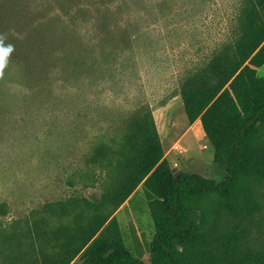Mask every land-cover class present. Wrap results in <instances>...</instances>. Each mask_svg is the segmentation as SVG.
Instances as JSON below:
<instances>
[{
  "label": "rangeland",
  "instance_id": "374dc122",
  "mask_svg": "<svg viewBox=\"0 0 264 264\" xmlns=\"http://www.w3.org/2000/svg\"><path fill=\"white\" fill-rule=\"evenodd\" d=\"M147 1L148 15L139 19V35L130 47L123 48V68L109 71L116 73L114 85L100 81L99 73L89 82L64 83L59 34L44 39H53L56 46L43 74L36 75L37 69L25 70L23 63H9L0 78V206L5 212L0 214V227L22 221L32 206L31 196L45 192L37 186L50 184L55 175L65 176L74 197L98 201L109 176H114L113 167L108 166L111 148L129 130L133 114L143 107L152 115L164 158L174 172L222 180L200 122L187 123L180 84L230 38L243 0ZM145 25L149 27L143 28ZM257 75L264 76V68ZM252 145H264V124ZM246 199L252 214L234 220L226 205L239 207ZM192 205L201 238L178 264H217L219 245L228 233L242 234L239 255L264 249L262 182L240 181L230 202L208 195ZM113 216L124 246L149 264L155 229L140 186ZM85 244L81 241L80 250Z\"/></svg>",
  "mask_w": 264,
  "mask_h": 264
},
{
  "label": "trees",
  "instance_id": "16d2710c",
  "mask_svg": "<svg viewBox=\"0 0 264 264\" xmlns=\"http://www.w3.org/2000/svg\"><path fill=\"white\" fill-rule=\"evenodd\" d=\"M144 3L0 0V33L16 49L9 63H23L25 70L43 74L56 46L53 39H44L59 34L64 83L89 82L99 73L100 81L114 85L116 73L109 71L123 68V48L136 40L142 28L137 27L139 19L148 15ZM234 26L230 38L180 84L187 123L200 122L222 180L174 172L164 158L151 113L141 108L133 114L121 141L111 148L108 166L113 167L114 176H109L100 199L91 203L75 196L87 243L79 255L80 264H146L124 246L113 216L139 186L155 229L149 264H178L201 238L194 200L217 195L230 202L240 181L264 184V145H252L264 124V76L257 75L264 68V0H243ZM249 203L247 199L239 207L228 203L225 209L234 220L250 217ZM4 213L1 205L0 214ZM242 240L241 233H228L219 245L217 264H264V249L239 255ZM0 264H40L27 216L0 227Z\"/></svg>",
  "mask_w": 264,
  "mask_h": 264
},
{
  "label": "crops",
  "instance_id": "0c3cea01",
  "mask_svg": "<svg viewBox=\"0 0 264 264\" xmlns=\"http://www.w3.org/2000/svg\"><path fill=\"white\" fill-rule=\"evenodd\" d=\"M54 178L48 185L37 186L45 192L31 196L27 212L37 255L40 264H80V244L86 240L75 197L65 176Z\"/></svg>",
  "mask_w": 264,
  "mask_h": 264
},
{
  "label": "clouds",
  "instance_id": "9594fccd",
  "mask_svg": "<svg viewBox=\"0 0 264 264\" xmlns=\"http://www.w3.org/2000/svg\"><path fill=\"white\" fill-rule=\"evenodd\" d=\"M15 50V45L8 42L7 35L0 33V78H3Z\"/></svg>",
  "mask_w": 264,
  "mask_h": 264
}]
</instances>
